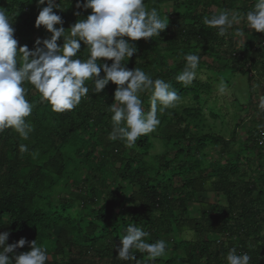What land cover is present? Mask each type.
Instances as JSON below:
<instances>
[{
    "label": "trees",
    "instance_id": "16d2710c",
    "mask_svg": "<svg viewBox=\"0 0 264 264\" xmlns=\"http://www.w3.org/2000/svg\"><path fill=\"white\" fill-rule=\"evenodd\" d=\"M167 2L170 12H160V4ZM77 3L61 0L65 9H54L65 29L91 14V9L77 8ZM145 3L162 16L167 14L168 27L153 40L129 41L138 51L124 61L127 69L138 67L153 79L162 78L181 99L190 97L195 103L210 85L199 77L188 86L176 81L185 67V54L200 56L197 76L201 68H208V58L217 63L220 76L222 71H237L252 88L250 68L258 70L259 79L264 78V61L257 60L263 59L264 47L253 49L264 32L249 29L242 21L219 36L216 28L203 23L205 16L224 9L247 12L254 0ZM0 7L15 16L11 27L18 48L26 45L34 50L38 38H50L43 26H35L36 0H0ZM236 28L244 29L247 37L237 47ZM58 43H63L62 37ZM78 56L87 57L83 42ZM100 62L112 63L103 58ZM86 84L89 96L72 111L62 113L52 111L41 94L26 84L27 99L33 104L26 118L33 129L29 138L23 139L11 128L0 132V232L10 233L6 243L36 240L50 256L47 264H226L233 248L238 254L248 253L249 264H264V145L257 143L264 129L258 127L264 125V111L258 108L255 91L248 87L244 106L247 111L254 109L259 119L238 148L234 146L235 130L230 139L203 131L206 125L196 106L158 114L157 130L128 147L121 139L108 138L113 127L108 108L114 103L117 85L110 81L94 93L92 82ZM150 95L140 94L145 111L150 109ZM153 136L162 147L154 156L149 153ZM21 144L29 151L21 153ZM208 144L215 153L212 161L207 158ZM250 150L255 157H245ZM243 165L248 170H242ZM208 193L217 195L218 202L202 201L200 194ZM129 224L148 232V243L166 241L165 255L148 261L147 253L136 251L137 261L118 259L116 247ZM29 250L26 244L16 252Z\"/></svg>",
    "mask_w": 264,
    "mask_h": 264
},
{
    "label": "clouds",
    "instance_id": "9594fccd",
    "mask_svg": "<svg viewBox=\"0 0 264 264\" xmlns=\"http://www.w3.org/2000/svg\"><path fill=\"white\" fill-rule=\"evenodd\" d=\"M36 3L39 12L35 26H43L50 38H38L34 50H29L26 45L18 48L15 30L11 27L15 16L0 7V132L11 128L23 139L29 138L33 129L26 118L32 114L33 104L27 99L26 84L41 94L52 111L62 113L72 111L89 96L87 81L94 85L91 88L94 93H100L110 81L117 85L114 103L108 108L113 122L108 136L110 140L121 139L132 147L142 135L155 132L161 123L158 114L176 108L181 97L164 79H153L150 73L138 67L129 70L124 61L138 51L129 41L159 37L168 27L167 14L162 16L156 7L149 9L145 0H78L76 7L91 9V14L86 19H77L65 29L62 17L54 11L65 9L61 0L59 4L56 0H36ZM75 14L80 16L79 12ZM242 21L249 29L264 32V0H254L251 9L244 13L224 9L203 18V23L216 28L219 36H225L229 29ZM233 35L243 38L245 31L236 28ZM61 37L63 43L59 44ZM81 42L87 48V57L83 59L78 56ZM101 58L112 63L100 62ZM200 59L197 54H185V67L175 77L176 81L191 85L197 77ZM216 87L221 95L228 90L223 77ZM144 92L151 93L148 111H145L140 96ZM258 108L264 111V97L260 98ZM258 127L264 128V125ZM19 150L21 153L29 151L24 144ZM9 234L8 231L0 232V264H47L50 260L47 250L38 246L36 240L28 242L21 238L16 243L7 244ZM148 235L141 227L129 224L116 247L117 258L137 261L136 251L147 253L148 261L164 256L166 241L148 243L145 240ZM26 244L30 250L17 254L16 250ZM250 259L248 253L238 254L233 248L226 256V264H249Z\"/></svg>",
    "mask_w": 264,
    "mask_h": 264
},
{
    "label": "rangeland",
    "instance_id": "374dc122",
    "mask_svg": "<svg viewBox=\"0 0 264 264\" xmlns=\"http://www.w3.org/2000/svg\"><path fill=\"white\" fill-rule=\"evenodd\" d=\"M152 7L148 8L151 9ZM213 10H216V8L213 7ZM159 11L162 13L170 12V3L167 2V4H160ZM245 38H247L246 33L243 38H234L236 40L235 47L239 46V42H241V40H245ZM240 49L241 47H238L237 50ZM206 59L207 62H209L208 68H201L197 77H199L201 82H208L210 89L203 90L202 96L197 103H195L192 98L185 97L180 100L176 108L171 109H177L180 111L184 107H200V118L206 125L202 126V130L221 134L227 139H230L233 130H235L236 136L234 138V146L238 148L240 145H243V140L246 138L247 130L252 126H256L259 119V115L256 111H254V109L247 111V107L244 106L249 97L248 94L250 90L248 87H251V85H248L245 76H242L234 70H226L225 72L222 71L220 76L216 66L217 63H212L210 59ZM211 63L213 65H211ZM222 77L228 84V90L223 95L218 93L216 87ZM253 87L254 88L251 87V89H253L256 94V86ZM213 115H215V117ZM209 122L212 125L206 124ZM152 139L154 145L149 150V153L154 156L162 151V147L159 139L154 136ZM206 150L208 152L207 158L212 161L215 155L213 148H211L208 144ZM248 152L251 153L252 150ZM241 169L248 170V166L243 165ZM200 198H202V201H206L211 205H214L219 200L217 195L213 193L200 194Z\"/></svg>",
    "mask_w": 264,
    "mask_h": 264
},
{
    "label": "built area",
    "instance_id": "2783aa9c",
    "mask_svg": "<svg viewBox=\"0 0 264 264\" xmlns=\"http://www.w3.org/2000/svg\"><path fill=\"white\" fill-rule=\"evenodd\" d=\"M262 46L264 47V38L262 39V41L257 44L254 45L253 49L257 50L259 49V47ZM252 49V50H253ZM258 62L264 61V57L263 59H260L259 57L257 58ZM248 75L251 77V79L253 80V86H256V99L259 102L261 97H264V78L259 79V72L257 69L255 68H250L248 71ZM264 132V129H260L259 131V136L257 139V143L259 144V146H263L264 145V135H262L261 133Z\"/></svg>",
    "mask_w": 264,
    "mask_h": 264
},
{
    "label": "crops",
    "instance_id": "0c3cea01",
    "mask_svg": "<svg viewBox=\"0 0 264 264\" xmlns=\"http://www.w3.org/2000/svg\"><path fill=\"white\" fill-rule=\"evenodd\" d=\"M244 155H246V156H250V155H251V157H255V156H256V155H255V152H254V154L249 153V152H246V153H244Z\"/></svg>",
    "mask_w": 264,
    "mask_h": 264
}]
</instances>
